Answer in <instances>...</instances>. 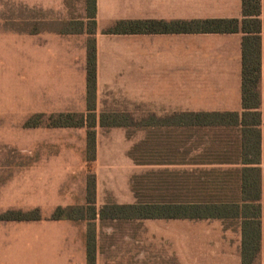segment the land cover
I'll return each mask as SVG.
<instances>
[{"label":"crops","instance_id":"1","mask_svg":"<svg viewBox=\"0 0 264 264\" xmlns=\"http://www.w3.org/2000/svg\"><path fill=\"white\" fill-rule=\"evenodd\" d=\"M242 18L241 0H95L96 115L119 113L132 120H167L185 114L241 115L242 34L111 31L119 23L174 24ZM260 19L264 21V0H260ZM90 22L87 0H0V65H8V73L16 77L13 105L0 106V120L20 119L23 123L26 106L28 111L86 114V42L92 37L88 32ZM30 74L32 85L28 81L26 87ZM53 78L63 81L56 85ZM259 94L260 160L258 166H251L260 169L259 257L264 264V30L260 34ZM58 101L61 108L54 107ZM73 105L80 109L74 112L66 107ZM80 129L86 136L85 128ZM99 129L105 130L96 128ZM188 132L191 139L183 144L185 133L181 129L148 128L150 139L156 141L152 147L158 146L162 152L166 148L177 151L191 147L192 158L209 151L214 154L209 159L214 160L213 164L136 166L128 157L133 147L130 148L131 140L125 133L106 141L109 147L112 143L124 147L127 159L135 168L144 169L143 173L241 167L239 146L234 144L236 133L222 129ZM224 136L231 138L226 145L228 164H221L217 158V152L225 146ZM85 148L84 139L83 158ZM100 159L101 145L96 133L93 163H100ZM85 191L83 182L80 197L56 206H84ZM100 196L96 179L97 212L108 204ZM110 200L119 206L136 203L131 190L124 201L114 195ZM204 223L210 225H201ZM93 225L94 264H241L238 224L234 245L227 235L229 230L223 231L221 220L100 221L97 217ZM30 226L29 234L18 233L16 239L0 240V264H87L86 221L41 219ZM196 247L203 249L198 263L193 258Z\"/></svg>","mask_w":264,"mask_h":264},{"label":"trees","instance_id":"2","mask_svg":"<svg viewBox=\"0 0 264 264\" xmlns=\"http://www.w3.org/2000/svg\"><path fill=\"white\" fill-rule=\"evenodd\" d=\"M242 20H207L174 24L165 23H119L111 31L124 33H214L243 35L242 39V110L238 114H185L167 120H148L142 129H181L182 143L191 139L193 129H222L237 134L234 144L239 146L240 168L236 169H183L150 170L130 179V190L136 200L134 205L107 204L98 212L95 207L96 181L93 176L86 185L84 206L57 207L51 221H86L87 264H94L93 245L95 230L93 221L105 220H221L236 222L241 230V264H256L260 253V34L264 21L260 19V0H241ZM92 22L88 25L92 36L86 42V114H53L48 117L47 128H85L86 162L96 159V128L135 127L134 120L125 114L105 113L96 115V48L95 0H87ZM44 116H38L43 118ZM129 139L131 134H127ZM217 152L221 164H228L227 139ZM160 139V138H159ZM232 145V144H231ZM230 145V146H231ZM147 147L145 141L134 145L128 157L136 166L183 165L199 166L213 164L209 151L192 158V148ZM161 158H164L162 161ZM175 158H179L178 160ZM238 161V160H237ZM33 214V215H32ZM41 220L38 211L33 213L5 212L0 222H34Z\"/></svg>","mask_w":264,"mask_h":264},{"label":"rangeland","instance_id":"3","mask_svg":"<svg viewBox=\"0 0 264 264\" xmlns=\"http://www.w3.org/2000/svg\"><path fill=\"white\" fill-rule=\"evenodd\" d=\"M3 66L8 65H0L1 107L13 105L12 97L16 90V77L8 73L9 66ZM75 79H77L76 75L73 76V80ZM53 80L56 81V85L63 81L60 78H53ZM25 83L26 87L28 83L32 85L31 74ZM56 91L59 92V90ZM62 106L58 101L54 107L61 108ZM66 107L73 108L74 112L80 109L79 105ZM27 108L29 106H26V118L23 123L20 119L0 120V214L5 212L33 213L37 210L42 220H49L58 207L56 204L67 203L80 197L82 183L84 182L86 190L87 182L93 176H95V181L96 179L99 181L100 197L106 200V203H113L110 200L112 195L124 201L126 194L130 193L131 177L145 170L132 165L123 151L124 147L120 148L114 143L109 147L106 139L112 137L116 140L118 134H131L130 148L141 141H145L147 146L152 147L156 141L154 138L150 139L148 129H142L143 124L145 122L150 124V121L136 119L134 120L135 127L128 130L125 128L96 130V133H99L101 159L100 163L94 164L86 162L85 152L83 158L84 130L47 128L48 117L58 112L28 111ZM40 115L44 117L38 118ZM31 223L0 222V240L16 239L18 233L29 234L32 231ZM188 225L195 227L196 224ZM237 226V223L233 221L224 222L223 226L224 232L229 230L227 235L233 245L238 239ZM227 235L225 237H228ZM188 250L186 248V251ZM202 250L198 247L193 248L195 251L193 258L197 263L201 260L199 252ZM188 258L186 253V261ZM260 260L258 256L256 264H261Z\"/></svg>","mask_w":264,"mask_h":264}]
</instances>
